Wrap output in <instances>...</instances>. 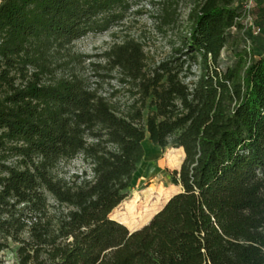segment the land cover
<instances>
[{"label":"trees","instance_id":"trees-1","mask_svg":"<svg viewBox=\"0 0 264 264\" xmlns=\"http://www.w3.org/2000/svg\"><path fill=\"white\" fill-rule=\"evenodd\" d=\"M190 3L181 47L156 64L133 38L97 55L131 96L120 105L55 71L61 57L89 58L72 43L120 25L131 0H0V252L17 244L0 264H264V42L221 63L247 13L240 0ZM145 138L183 155L170 178L180 191L129 231L154 193L109 215ZM78 154L87 167L59 176Z\"/></svg>","mask_w":264,"mask_h":264},{"label":"rangeland","instance_id":"rangeland-1","mask_svg":"<svg viewBox=\"0 0 264 264\" xmlns=\"http://www.w3.org/2000/svg\"><path fill=\"white\" fill-rule=\"evenodd\" d=\"M190 5V0H131V7L120 25L103 32L89 33L72 43L69 54L89 58H74L72 55L61 57L60 62L64 63L56 67L55 74L57 76L76 74L113 102L121 105L129 101L131 96L125 88L119 86L117 71L109 70L97 55L113 42L133 38L143 46L147 67L156 64L173 50L181 47L182 38L187 34L190 26L188 20ZM165 10H174L173 21H164ZM249 18L252 27L264 25V0L256 1ZM245 19L246 16L242 18L243 25L240 28H234L228 32L226 44L220 54L221 63L232 62L235 53L244 47L253 57L259 53L262 42H264V30L256 35L252 32V27L245 23ZM196 70H198L197 65ZM143 141L144 156L133 174L132 187L123 201L109 215L111 219L117 221L115 218L117 213L115 214L114 210L121 207L130 196L144 197L149 192L154 193L144 203L143 215L138 214L134 220L125 221L130 226L129 229L143 226L172 195L180 191V187L173 185L170 178L172 172L179 168L183 155L177 161L175 154L179 151L177 148L167 147L159 150L147 138ZM167 155L171 156L172 161L167 160ZM86 167L87 161H84L81 154H78L70 160L61 162L57 167V172L59 176L68 177L73 173L81 172ZM16 248V243L9 242L7 249L0 252V259L13 263L16 259Z\"/></svg>","mask_w":264,"mask_h":264},{"label":"built area","instance_id":"built-area-1","mask_svg":"<svg viewBox=\"0 0 264 264\" xmlns=\"http://www.w3.org/2000/svg\"><path fill=\"white\" fill-rule=\"evenodd\" d=\"M256 0H240L242 6H243V9L245 10V12L247 13V16H246V19H245V23L247 25H250V18H249V15H248V11L253 7L254 3H255ZM254 33H257V29H254Z\"/></svg>","mask_w":264,"mask_h":264},{"label":"water","instance_id":"water-1","mask_svg":"<svg viewBox=\"0 0 264 264\" xmlns=\"http://www.w3.org/2000/svg\"><path fill=\"white\" fill-rule=\"evenodd\" d=\"M149 220H150V219H149ZM149 220H148V221H149ZM148 221H147V222H148ZM147 222H146V223H147ZM146 223H145V224H146ZM145 224H144V225H145ZM141 227H142V226H141ZM141 227H138V228H132V229H129V228H128V229H129V231H134V230L139 229V228H141Z\"/></svg>","mask_w":264,"mask_h":264},{"label":"bare ground","instance_id":"bare-ground-1","mask_svg":"<svg viewBox=\"0 0 264 264\" xmlns=\"http://www.w3.org/2000/svg\"><path fill=\"white\" fill-rule=\"evenodd\" d=\"M148 144V143H147ZM142 145H144V141H142ZM149 145V144H148Z\"/></svg>","mask_w":264,"mask_h":264}]
</instances>
